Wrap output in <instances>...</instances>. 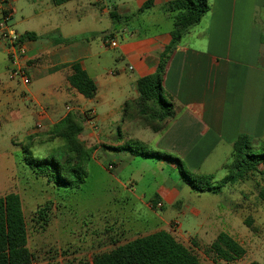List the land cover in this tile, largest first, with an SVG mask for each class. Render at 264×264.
<instances>
[{
    "label": "crops",
    "instance_id": "obj_1",
    "mask_svg": "<svg viewBox=\"0 0 264 264\" xmlns=\"http://www.w3.org/2000/svg\"><path fill=\"white\" fill-rule=\"evenodd\" d=\"M147 1L71 0L56 5L52 0H6L8 26L20 36L32 33L37 38H25L24 64L30 84L23 86L10 79L7 43L0 37V55L5 57L0 70V119L20 136L36 138L44 137L52 126L75 113L83 120L81 139L96 143L94 153L139 142L175 157L143 156L156 159L162 172L165 168L175 172L179 165L176 160H180L194 173L214 175L230 162L233 144L240 135L249 136L254 147H259L264 139V0H208L209 11L182 36L168 64L163 88L174 104L175 117L160 132H153L137 117L124 118L126 103L139 98L140 81L157 73L173 43L180 14L168 10L170 3L179 0H154L151 7L141 10ZM2 18L0 13V22ZM169 23L171 26L165 27ZM106 37H115L118 47H108ZM76 63L96 83L94 99L84 98L69 85L71 66ZM114 120H121L117 128L123 133L120 141L108 128ZM94 153L93 165L101 167ZM121 157L111 161L115 166L113 183L107 186L111 201L126 204L128 197L122 193H131L155 217L154 225L145 226L149 233L136 238L167 231L191 251L188 239L195 249L205 248L206 255H216L207 250L220 235H226L244 254L233 262L219 260L264 264V245L256 238L261 228L255 219L256 211L264 206L259 197V190L264 189L261 185H256V202H252L251 194L239 192L241 203L213 218L184 206L180 198L187 185L181 178L176 184L162 183L153 192L155 198L145 202L146 195L137 196L133 190L135 180L127 187L119 179L122 169L136 156L128 153ZM253 174L264 175V165ZM221 180L215 176V182ZM246 181L226 186L244 185ZM167 207L183 217L192 215L190 234H185L180 221L157 215ZM235 216H241L247 229ZM172 222L179 223L180 228L174 230Z\"/></svg>",
    "mask_w": 264,
    "mask_h": 264
},
{
    "label": "rangeland",
    "instance_id": "obj_2",
    "mask_svg": "<svg viewBox=\"0 0 264 264\" xmlns=\"http://www.w3.org/2000/svg\"><path fill=\"white\" fill-rule=\"evenodd\" d=\"M170 26L169 23L165 27ZM4 58L0 55V70ZM135 114L137 115V112ZM12 124L10 123V126ZM109 124L108 128L114 132V139L120 141L123 133H120L117 128L120 126L121 120L118 122L116 120L110 121ZM143 124L146 125L144 122ZM102 139L105 140L106 138ZM84 142L93 149L96 146L93 139L85 138ZM28 143L30 142L27 137L20 136L18 131L13 130L5 124L3 119H0V196L11 191H16L21 196L27 223L29 250L34 255L33 264H66L67 262L79 264L91 261L99 254L110 252L136 237L149 233L145 226L155 224V217L150 211L144 209L131 193H122L129 200L124 204L121 201H111L107 192V186L113 183L111 174L115 170L111 161L117 160L116 158L120 156L123 159L125 154L132 153L108 148H104L101 153H94L95 162H98L101 167L91 165L88 168V179L82 188L74 191L63 189L61 192H57L36 181L30 173H27L20 166V157L24 145ZM32 144V153L39 158L54 151L60 155L61 148L64 146L61 140L44 141L42 136L36 137ZM133 147L140 151L144 150L140 145H133ZM145 150L153 151L150 147H146ZM120 152L123 154L120 155ZM156 162H158L156 159L136 156L130 165H126L125 162L126 167L119 174V179L127 187L132 182L131 180L136 181L132 185L133 190L137 196L145 194V202L155 198L153 192L162 183L169 181L176 184L181 178L179 170L172 172L165 168V172H162L157 167ZM109 166H112L113 169H109ZM184 168L191 174H200L194 173L185 165ZM217 171L214 174L216 180L226 177V171L222 169ZM142 172L145 174L142 175ZM214 184L217 185L216 182ZM243 184L225 186L222 188L221 194H215L211 191L199 194L186 186L181 192L180 201L190 209H199L205 214H212L215 218L220 211L224 210L227 213L228 209L241 201L239 192L251 194L252 202H256L258 192L256 185L259 184L264 188V175L253 174ZM48 204L50 211L47 222L44 223L38 211L41 209V211H45V206ZM157 215L162 216L167 221H180L186 235L193 230L190 226L193 218L190 213L183 217L176 209L167 207L165 211H160ZM235 217L239 225L247 229L242 223L241 216ZM255 219L261 228L258 237H255L260 239L264 245V206L259 207L256 211ZM132 225L144 228L133 230L130 229ZM171 226L173 228L175 222H172ZM170 230L172 231V229ZM186 242H188L193 253L196 251L195 253L199 255L203 264H228L219 260L214 254L206 255L205 248L195 249L194 246H191V239ZM239 264L252 263L247 260Z\"/></svg>",
    "mask_w": 264,
    "mask_h": 264
},
{
    "label": "trees",
    "instance_id": "obj_3",
    "mask_svg": "<svg viewBox=\"0 0 264 264\" xmlns=\"http://www.w3.org/2000/svg\"><path fill=\"white\" fill-rule=\"evenodd\" d=\"M52 1L60 5L71 0ZM153 1L148 0L141 10L151 7ZM209 9L208 0H179L168 5V10L180 13L174 25L173 43L162 57L157 73L140 81L139 98L126 103L124 118L137 117L153 132H160L166 128L167 122L175 117V107L164 92L163 79L182 36L197 25ZM111 17L118 20L115 13H112ZM25 38L34 40L37 36L32 33L22 36L23 42ZM71 69L72 73L68 77L71 88L88 100L94 99L98 90L94 80L78 63L73 64ZM136 112L138 116L134 115ZM82 132L83 120L77 114L69 113L43 137L44 141H63L61 154L54 151L41 158L34 156L32 143L35 137H30L28 138L30 143L25 145L22 151L20 166L36 181L57 192L63 189L80 190L88 179V168L93 165L94 153L93 148L88 147L81 139ZM133 145H140L144 150L135 149ZM116 149L128 151L134 156H155L173 160L172 156L164 152L145 150L146 147L139 142H128ZM176 161L179 164L181 179L194 192L211 191L219 194L227 184L246 181L251 174L259 172L260 166L264 165V139L259 147L255 148L249 136L240 135L233 144L230 162L224 166L227 175L216 182L217 185L214 184V175L191 174L180 160ZM259 197L264 203V189L259 190ZM45 207V211H41L42 209L38 211L44 223L47 222L50 211L49 204ZM210 252L226 262H233L244 254V251L226 235H220L207 250V253ZM33 263L34 255L28 247V230L21 196L16 191L7 192L0 196V264ZM79 264H201V262L196 254L176 240L171 233L160 231L136 238L110 252L95 256L91 261Z\"/></svg>",
    "mask_w": 264,
    "mask_h": 264
},
{
    "label": "built area",
    "instance_id": "obj_4",
    "mask_svg": "<svg viewBox=\"0 0 264 264\" xmlns=\"http://www.w3.org/2000/svg\"><path fill=\"white\" fill-rule=\"evenodd\" d=\"M6 0H0V13L2 14V22H0V37L7 43L8 55L10 58L9 75L10 79L17 80L23 86L30 84V77L28 75L27 66L24 64V57L26 54L22 36L16 33L7 22L10 19V14L6 11ZM106 45L112 49L118 47L119 42L115 37H108L105 41ZM109 169H113L109 166ZM158 207H161L159 204ZM180 228L179 223L175 222L174 230Z\"/></svg>",
    "mask_w": 264,
    "mask_h": 264
}]
</instances>
